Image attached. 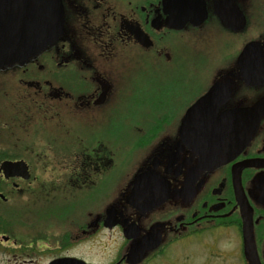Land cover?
Masks as SVG:
<instances>
[{
    "label": "flooded vegetation",
    "instance_id": "af4514ba",
    "mask_svg": "<svg viewBox=\"0 0 264 264\" xmlns=\"http://www.w3.org/2000/svg\"><path fill=\"white\" fill-rule=\"evenodd\" d=\"M186 1L62 0V34L23 62L0 66V205L23 197L27 203L36 202L41 188L50 201L54 192L50 187L56 182L35 188L37 173L49 177L56 170L58 174V168L64 171L57 178L65 190L62 210L54 213L56 219L47 210L44 224L28 226L31 245L19 240L26 250L37 244L38 250H28L29 262L40 251L47 252L45 264L62 258L87 264H264V0H195L198 7ZM14 5V0H0V11L11 12ZM249 43L257 45L253 56H242ZM206 53L222 57L227 53L230 61L223 58L216 64ZM136 55L134 65L130 61ZM196 57L211 62L212 81L180 117L166 116L157 123L154 118V124L150 119L144 129L135 126L138 138L129 152L132 159L117 191L110 194L113 180L101 176L98 182L97 175L113 166L120 150L98 138L104 135L97 134L93 116L108 108L116 91H140L130 85L131 74L157 68L171 71L178 60ZM247 59H254L261 71L251 72L244 64ZM115 63L125 68L119 79ZM245 65L250 74L244 77ZM68 72L79 86L62 82ZM217 83L228 85L219 94V111L252 107L260 120L245 146L207 167L180 130L188 109ZM216 98L210 100L212 106ZM67 111L74 118L67 119ZM73 119L88 126L84 134L80 128H66L67 120ZM129 121L124 120L126 127ZM18 160L27 164L28 178L6 176L2 169L3 162ZM142 171L163 175L170 192L157 204L141 198L137 208L129 196ZM99 186L106 190L103 203L82 212L73 192L83 189L94 196ZM109 209L115 214L110 216ZM9 210L0 212V244L18 242L10 235ZM101 233L109 235L110 246L99 251L95 243ZM86 241L93 242L89 251L73 252Z\"/></svg>",
    "mask_w": 264,
    "mask_h": 264
},
{
    "label": "rangeland",
    "instance_id": "374dc122",
    "mask_svg": "<svg viewBox=\"0 0 264 264\" xmlns=\"http://www.w3.org/2000/svg\"><path fill=\"white\" fill-rule=\"evenodd\" d=\"M206 58L209 61H215L216 64L217 61L220 60L222 63L224 61L223 58H225V62L230 61L227 53H225L224 57H222V53H220V55L212 56L206 53ZM137 60L138 57L136 55L130 63L135 62L134 65H136L138 62ZM117 61L119 60L116 59L114 62ZM97 66L104 70V65H102V63L98 62ZM114 66L118 69L116 77L119 79L122 76V72L120 71L125 70V68L117 67V63H115ZM129 77V81L132 80L130 85L141 87L140 91L131 89H129V91H122L125 89L119 90L118 92L116 91V96H114L112 103L108 106V108H102L101 112L97 110V113L93 116L97 119V121H95L96 124H94L97 134L104 135L103 137L99 136L98 138L103 141L107 140L113 147L120 150V152L116 153V156L113 159V166L103 174L99 173L97 175L98 182H102L101 176L113 180V184L109 185L111 186V190H109L110 194L117 191L116 187L119 185L118 182L123 180V178L120 179V177L126 170L129 159H132L129 152L130 149H132L134 141L138 138V132L135 130V126L139 125L144 129L150 119L152 120L150 121V124H154V118L157 119V123L158 119L167 118L166 116L176 117V114H180V117L183 115L184 111L188 107L187 104L201 91H203L212 81L213 73L211 70V62H206L204 58L198 59L196 57L194 60L189 59L188 62H186L185 59L178 60L177 64L172 66L171 71L157 68L140 74L135 72ZM62 82L72 86H79L80 84V81L74 77L71 72L64 75ZM65 117L67 119L74 118V115L68 113L67 111ZM129 119V126L126 127V125H124V120ZM67 123L69 126H66V128H80L82 129V134H84L86 130H84V128L88 127L78 119H73L71 121L67 120ZM51 133L53 132L51 131ZM64 137L65 136H61L60 138L63 139ZM146 142H148V140H146ZM84 143L89 144L90 140L85 139ZM38 149H41V146ZM58 170V174L56 170L53 172L54 174L51 173L49 177L45 174V172L40 171L37 173L39 178L37 179L35 188L39 187V185L43 183L50 185L52 182H56L55 186L57 188L54 190L50 201H46V195L37 192L35 193L36 202L27 203V197H23L19 199L12 198L7 206L0 205V212L2 213L4 210L10 209L7 211V213L11 216L9 218L11 219L9 229L12 231V234L10 235H14L18 240L17 243H14L13 241H2L0 244V264H45V262L49 259L47 252L37 251L38 253L35 254L36 258L34 259V262L31 263L29 262L30 258L27 256L29 253L28 250H38L37 244L34 242L32 244L33 248L29 247L27 248L28 250L24 247L31 245V243L28 242V234L32 232H30L28 226L32 222L44 224L42 222L43 216L47 210L53 215L54 213H60L62 210L61 199L62 196H65L63 195L65 190H63L64 186L57 182V178H60L61 175L64 176V171L60 168H58ZM99 187L100 188H97V191L94 192V196L96 197L86 194L83 189L75 193L73 192V196L76 197L78 202L81 204L80 208L82 212L84 209H95L101 206L103 203V192L106 190L103 189L104 186ZM91 197L96 198V200L91 202ZM13 209H15L14 212L11 211ZM5 213L6 212L3 214ZM54 216L55 217L53 218L56 219V215ZM107 236L109 237L108 234L103 233L98 235L95 246L99 248V251L103 246H110ZM113 237L114 242L119 239L118 234H114ZM19 240L23 242L25 245H23L24 247L19 246ZM92 247L93 242L86 241L81 243L76 249L74 248L73 252L82 254V252L89 251ZM108 249H111V247L107 248V250ZM97 259L99 260V256Z\"/></svg>",
    "mask_w": 264,
    "mask_h": 264
},
{
    "label": "water",
    "instance_id": "95a60500",
    "mask_svg": "<svg viewBox=\"0 0 264 264\" xmlns=\"http://www.w3.org/2000/svg\"><path fill=\"white\" fill-rule=\"evenodd\" d=\"M14 1L15 5L11 12L0 11V66L14 61L23 62L26 57L41 52L64 30L65 10L62 0ZM186 3L198 7L195 0H187ZM184 14L186 16V10ZM254 47L257 48L255 43L247 44L242 56H253ZM244 64L251 72H260L262 69V66H257L258 63L254 59H247ZM246 65L241 70L244 77L250 74ZM227 88L226 83L215 84L205 96L188 109L181 126L182 138L199 153L200 164L203 163L207 167L218 159L228 158L225 157L226 154L238 152L256 132L259 124L260 115L254 114L256 108L239 106L219 111L217 107L219 94ZM105 90L106 86L104 93ZM215 96L217 98L212 106L210 100ZM100 100L97 102H101ZM171 157L172 155L169 156V163ZM206 160L210 161L207 163ZM2 169L6 176L23 175L25 178L30 176L27 164L23 160L5 161ZM169 192L168 180L163 175L142 171L135 176L129 200L140 208L141 198L150 199L152 204H157L155 202L164 201ZM108 214L110 216L115 214V210L109 209ZM80 263L87 264L75 258L57 259L51 264Z\"/></svg>",
    "mask_w": 264,
    "mask_h": 264
},
{
    "label": "trees",
    "instance_id": "16d2710c",
    "mask_svg": "<svg viewBox=\"0 0 264 264\" xmlns=\"http://www.w3.org/2000/svg\"><path fill=\"white\" fill-rule=\"evenodd\" d=\"M54 189H55V186H54V185L50 187V190H53V191H54ZM39 192H40V193H43L42 188H41V191H39Z\"/></svg>",
    "mask_w": 264,
    "mask_h": 264
}]
</instances>
